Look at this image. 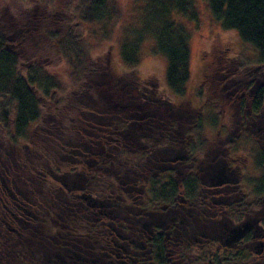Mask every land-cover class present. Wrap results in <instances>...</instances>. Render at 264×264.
<instances>
[{"label":"trees","instance_id":"1","mask_svg":"<svg viewBox=\"0 0 264 264\" xmlns=\"http://www.w3.org/2000/svg\"><path fill=\"white\" fill-rule=\"evenodd\" d=\"M110 1L83 0L81 20H109ZM135 1L143 28L121 44L128 68L121 75L109 58L92 59L79 29L43 31L69 67L68 89L43 64L22 71L0 19V264H264V251L215 238H223L226 218L245 212L238 183L231 187L240 199L228 204L230 185H221L222 178L206 184L167 169L195 163L202 123L186 127L158 83L138 74L141 45L151 35L167 61L168 88L186 96L190 34L174 14L196 20L194 0ZM207 3L264 64V0ZM263 102L259 89L253 111Z\"/></svg>","mask_w":264,"mask_h":264},{"label":"rangeland","instance_id":"2","mask_svg":"<svg viewBox=\"0 0 264 264\" xmlns=\"http://www.w3.org/2000/svg\"><path fill=\"white\" fill-rule=\"evenodd\" d=\"M82 4L83 0H0L1 23L12 46L17 48L23 72L33 63L43 64L48 73L63 81L65 88L72 87L65 59L49 47L42 34L48 28H64L65 24L68 30L79 29L93 60L107 57L113 72L121 75L128 71L120 49L130 34L143 28L141 4L135 0H111L107 6L114 7L113 17L92 23L81 20ZM194 10L196 20L174 14V21L190 34V79L186 96L179 99L168 88L167 61L157 52L151 35L141 45L138 74L145 81L158 83L159 89L179 107L180 119L186 127L202 123L199 134L195 135L205 145L201 144L195 163L190 164L188 160L185 164H167V169H173L171 175L177 179L193 173L206 184L215 175L221 177V185H230L228 204L240 199L235 195L237 187H231L238 183L241 193L252 203L247 211L250 217L243 214L234 221L226 220L235 228L254 221L251 240L254 247L249 248L257 253L264 239V102L256 113L249 98L256 80L261 83L260 89H264V64L259 62L252 45L213 18L207 0H194ZM1 134L0 130V140ZM188 141L197 142L194 138ZM7 144L3 143V149L12 157L15 150ZM239 245L248 248L244 243Z\"/></svg>","mask_w":264,"mask_h":264},{"label":"flooded vegetation","instance_id":"3","mask_svg":"<svg viewBox=\"0 0 264 264\" xmlns=\"http://www.w3.org/2000/svg\"><path fill=\"white\" fill-rule=\"evenodd\" d=\"M260 86H261V83H260V81L258 79V80H256L254 82V85H253L252 90H251V97H252V99H251V97L249 98V101L251 100L250 103L252 105H253V103H256V96H257V93H258V91L260 89ZM234 91H236V89H234ZM252 92H254V93L252 94ZM260 122L262 123L263 121L260 120ZM258 125L260 127H262L260 124H258ZM215 176H213V177H215ZM216 177H218V176H216ZM218 178H221V177H218ZM245 204L246 205L244 207V209H245L244 215H246V217L249 218L250 215L247 213V211L250 208V207H248L250 205V201L247 200V202ZM185 223L186 224H189L188 219H185ZM253 223H254V221H253ZM253 223H250V222L246 221L241 226H238L236 228L235 227L228 226L226 228V230L224 231V233H222V234H224L223 238L222 237L221 238L215 237V238H216V240H219V242H221L223 245L228 246V247H233L235 245H238L239 242H241V241L244 243V246H247L248 248L250 246H253L254 247V245H253L254 243L251 241L254 238V237L252 238V233H254V231H252V230H254V228H255V225ZM244 225L248 226V229L246 230V232L244 233V235H242V237H238V235H239L238 231L241 230V229H243V226ZM183 230L185 231L186 228H183ZM215 230H217V229L216 228H214V229L212 228L210 230V234L212 235L213 234L212 232H215L216 233L217 231H215ZM212 236H214V235H212ZM237 237L240 238V239H237ZM256 245H258V244H256ZM259 245H260V249H258L257 253H261V252L264 251V239H263L262 242L259 243Z\"/></svg>","mask_w":264,"mask_h":264},{"label":"water","instance_id":"4","mask_svg":"<svg viewBox=\"0 0 264 264\" xmlns=\"http://www.w3.org/2000/svg\"><path fill=\"white\" fill-rule=\"evenodd\" d=\"M248 229V226L244 225L243 229L239 230L238 233V237H242V235H244V233L246 232V230Z\"/></svg>","mask_w":264,"mask_h":264}]
</instances>
